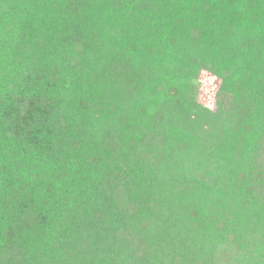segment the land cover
<instances>
[{"label":"trees","instance_id":"1","mask_svg":"<svg viewBox=\"0 0 264 264\" xmlns=\"http://www.w3.org/2000/svg\"><path fill=\"white\" fill-rule=\"evenodd\" d=\"M0 264H264V0H0Z\"/></svg>","mask_w":264,"mask_h":264},{"label":"rangeland","instance_id":"2","mask_svg":"<svg viewBox=\"0 0 264 264\" xmlns=\"http://www.w3.org/2000/svg\"><path fill=\"white\" fill-rule=\"evenodd\" d=\"M199 83L197 90V99L199 104L210 111L216 110V93L220 81L212 74L205 70H201L197 79Z\"/></svg>","mask_w":264,"mask_h":264}]
</instances>
